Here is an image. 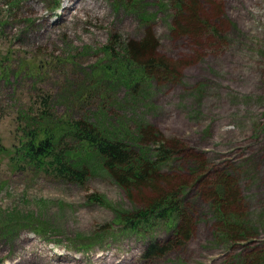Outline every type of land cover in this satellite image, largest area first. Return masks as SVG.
<instances>
[{
	"label": "rangeland",
	"instance_id": "374dc122",
	"mask_svg": "<svg viewBox=\"0 0 264 264\" xmlns=\"http://www.w3.org/2000/svg\"><path fill=\"white\" fill-rule=\"evenodd\" d=\"M147 38L137 62L158 57L174 74L150 69L130 94L110 54ZM92 72L104 81L86 83ZM43 112L54 124L94 113L130 130L141 122L148 145L179 152L159 190L117 184L93 162L69 180L13 153ZM179 182L187 236L162 221L112 225ZM151 245L161 250L146 255ZM238 254L264 264V0H0V264H235Z\"/></svg>",
	"mask_w": 264,
	"mask_h": 264
},
{
	"label": "trees",
	"instance_id": "16d2710c",
	"mask_svg": "<svg viewBox=\"0 0 264 264\" xmlns=\"http://www.w3.org/2000/svg\"><path fill=\"white\" fill-rule=\"evenodd\" d=\"M148 44H151L149 38L141 42H126L120 47L121 52L110 54L116 59L121 56L119 59L121 66L128 69L127 75L121 72L123 74L121 82L130 94H133L138 84H149V76L146 74L150 69L159 68L162 76H166L167 79L174 74L169 64L158 57L149 56L137 62V58L142 55L141 52L145 53L143 52L144 46ZM112 51L114 48H111ZM139 65L142 68L143 79H138L133 69H130V67H139ZM110 72L109 69L104 70V73ZM94 79L104 81L102 74L94 75L92 72L88 74L86 83H91ZM40 119L36 127L26 132L29 139L24 140V143L15 148V152L21 153L25 159L29 157L30 163L36 167L48 166L58 176L67 177L73 181H81L87 174L86 163L93 162L97 171L106 172L114 178L117 184L129 185V188L146 186L159 190V184L155 183V179L163 176L160 170L170 167L172 165L170 161L174 160L172 156L175 152H179L176 145L169 148L164 140L157 141L155 148L151 147V144L148 145L149 143L144 139L147 134L146 126L141 122L134 123L133 130H130L126 127V121L118 122L119 120L112 119L108 122L106 118L95 116V113L92 117L94 123L79 120L71 122L66 118L62 123L54 124L53 119L45 112L41 114ZM56 125L59 126L57 129ZM71 141L74 142L73 145ZM193 160L196 161V159ZM206 173L204 171L199 177L207 175ZM222 182L220 186L221 190H224L226 182H223L224 184ZM182 184L181 182L175 184L173 189H169L170 192L166 189L158 191L148 205L142 208L117 211L118 215L112 225L121 224L122 231L137 232L140 227L153 228L156 223L162 221L168 228L173 225L177 227L180 235L187 236L191 231L192 221L187 213L179 209L176 198ZM94 198L99 202L98 196ZM221 216L225 219L226 214ZM98 236L99 233H95L94 236H87L84 239ZM234 237L232 236L228 241H232ZM160 250L159 247L151 245L146 255L153 254V252L158 253ZM233 260L235 264H240L242 256L238 254L236 258L233 257ZM253 264H260V261L257 260Z\"/></svg>",
	"mask_w": 264,
	"mask_h": 264
},
{
	"label": "bare ground",
	"instance_id": "6f19581e",
	"mask_svg": "<svg viewBox=\"0 0 264 264\" xmlns=\"http://www.w3.org/2000/svg\"><path fill=\"white\" fill-rule=\"evenodd\" d=\"M67 6H68V4H67Z\"/></svg>",
	"mask_w": 264,
	"mask_h": 264
}]
</instances>
